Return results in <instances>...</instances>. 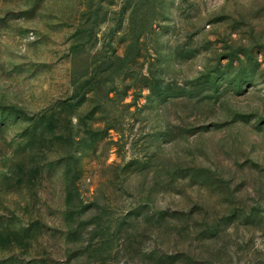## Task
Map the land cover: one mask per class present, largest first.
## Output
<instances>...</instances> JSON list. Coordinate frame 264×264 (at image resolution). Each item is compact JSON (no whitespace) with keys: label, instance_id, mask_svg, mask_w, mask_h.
I'll use <instances>...</instances> for the list:
<instances>
[{"label":"rangeland","instance_id":"374dc122","mask_svg":"<svg viewBox=\"0 0 264 264\" xmlns=\"http://www.w3.org/2000/svg\"><path fill=\"white\" fill-rule=\"evenodd\" d=\"M0 264H264V0H0Z\"/></svg>","mask_w":264,"mask_h":264}]
</instances>
